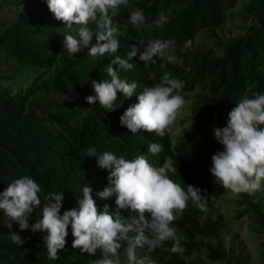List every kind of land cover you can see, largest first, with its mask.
Segmentation results:
<instances>
[{
  "label": "trees",
  "instance_id": "obj_1",
  "mask_svg": "<svg viewBox=\"0 0 264 264\" xmlns=\"http://www.w3.org/2000/svg\"><path fill=\"white\" fill-rule=\"evenodd\" d=\"M3 1L10 6L19 2L29 4L27 12L15 11L9 19L0 16V51L4 56L40 68L58 62L50 76L25 92L10 95L7 88L0 90V192L24 175L40 184L42 204L30 214V226L41 218L44 196L53 191L63 192L61 214L76 206L85 185L93 189L98 208L102 210L108 204L110 210H115V195L108 199L98 195L109 186V171L98 167L95 157H87L90 147L95 148L97 156L105 151L126 159L144 154L154 166H162L166 158H171L176 172H170V178L185 190L187 185L200 188L209 204L210 181L214 178L210 172L212 156L223 150L213 129L227 126L228 113L244 96L251 98L254 92L264 94V0H248L243 5L239 12L242 21L250 20L255 13L256 22L249 23L240 36L228 41L217 39L218 54H211L209 49L179 50L178 46L199 30H208L213 36V27L223 22V12L234 0H128V5L120 6L113 17L122 33L117 36L118 51L88 56L85 48L72 58L59 52L62 41L54 29H59L64 22L54 18L46 0ZM136 9L142 10L148 21L139 31L128 24L131 11ZM160 12H164L168 20L162 28H156L154 21ZM154 39L173 41L177 60L156 57V63L145 67L137 55L130 61L134 65L131 70H120L121 78L138 83L137 95L125 99L118 93L115 102L118 107L112 111L100 107L98 101L94 105L86 102L85 97L95 95L93 80H110L106 66L115 56L126 58L131 45L139 46L140 41H144L142 50ZM114 67L119 70L118 66ZM165 73L183 82L179 94L184 99L188 98L185 92L197 89L192 96L190 113L185 118L189 124L171 146L168 133L164 137L143 130L132 134L120 123L123 112L138 102L140 91L145 86H154ZM34 89L57 93L58 97L40 100L35 92L27 95ZM25 103L29 105L26 110ZM44 119L53 123L56 130L44 127ZM151 143L161 144L162 151L155 156L148 153ZM253 209L260 211L262 207L254 206ZM204 213L205 210L197 209L190 200L187 209L171 226L186 238L181 241L186 249L184 255L190 257L204 246L208 262L223 260L219 242L202 244L194 239L195 236L214 238L219 234L221 216L206 218ZM122 214L127 217L131 212L122 210ZM7 223L0 210V264H93L101 254L98 250L96 256H91L72 248L69 226L65 249L58 252V259H50L43 243L46 233H33L30 228L20 230L15 222L9 229ZM13 232H18L25 240L22 245L11 241ZM171 244L172 241H167L165 247L170 248ZM151 258L156 264H189L178 254L165 251L164 247L153 251ZM121 260L126 264L123 253Z\"/></svg>",
  "mask_w": 264,
  "mask_h": 264
},
{
  "label": "clouds",
  "instance_id": "obj_2",
  "mask_svg": "<svg viewBox=\"0 0 264 264\" xmlns=\"http://www.w3.org/2000/svg\"><path fill=\"white\" fill-rule=\"evenodd\" d=\"M46 3L54 18L66 25L63 43L71 55L82 48L88 49V56L118 51L117 36L122 33L113 17L120 6L128 5V0H46ZM167 20L165 13L160 12L154 25L162 28ZM147 23L142 10L131 11L128 24L139 31ZM173 43L149 40L142 50L144 41H140L139 46L131 45L126 58L117 55L106 66L110 80L91 82L95 95L85 97L86 102L94 105L98 101L100 107L115 110L118 93L131 98L138 89L136 81L121 78L120 70H131L134 65L130 61L137 55L145 67L156 63V57L164 59ZM183 87V82L173 78L171 73L163 74L154 86H145L140 91L138 102L121 115V125L132 134L143 130L164 137L172 131L186 103L179 94ZM213 131L223 145V150L212 156L210 172L215 182L237 195H252L260 190L264 183V94L254 92L251 98L244 96L228 113L227 126L215 127ZM161 151L159 143L148 145V153L153 156ZM87 157H95L98 167L109 171V186L98 195L101 199L115 195L114 211L108 204L102 210L98 208L93 189L85 185L76 206L62 214L63 192L47 193L41 218L30 226V214L41 208V186L31 176L24 175L0 192V210L8 220L7 227L11 229L15 222L20 230L30 228L33 233H46L43 243L49 258L54 260L59 258L58 252L65 249L70 226L72 248L91 256L100 251L93 264H122L121 253L126 264H156L151 253L158 247L187 261L189 257L184 255L186 249L181 243L186 238L178 235L171 225L187 209L190 200L197 209H206L207 200L201 195L202 190L192 185H187L185 190L170 178L169 173L176 172L171 158H166L162 166H154L144 154L126 159L105 151L97 156L93 147L88 149ZM122 210H130L131 214L126 217ZM10 239L19 246L25 242L18 232H13ZM167 241H172L170 248L165 247Z\"/></svg>",
  "mask_w": 264,
  "mask_h": 264
},
{
  "label": "rangeland",
  "instance_id": "obj_3",
  "mask_svg": "<svg viewBox=\"0 0 264 264\" xmlns=\"http://www.w3.org/2000/svg\"><path fill=\"white\" fill-rule=\"evenodd\" d=\"M247 1L234 0L233 5L224 10V20L220 25L213 27V36L210 35V31L208 30H199L191 39L178 46L179 50L195 48L201 50L209 49L211 54H218L217 39L228 41L232 37L240 36L244 34L249 23L256 22L255 13L247 21H242L239 15V12ZM28 8L29 4L25 2H19L14 6H10L5 4L3 0H0V16L6 19H9L13 12H27ZM65 28L66 25L63 24L59 29H54V31L61 37L62 41L59 52L63 51L67 56L72 58L79 52H83L85 48L71 55L64 48V34L67 30ZM165 56L170 57L172 61L177 60L175 47L170 46L166 50ZM56 65H58L57 61H54L51 66L43 68L20 64L5 57L0 51V90L7 88L10 95L25 92L50 76L53 73V66ZM33 92L37 93V97L40 100H51L58 97L57 93L41 92L36 89L27 95ZM196 92L197 89H192L184 93L188 96L185 99L186 103L177 116L172 126V131L168 132L170 146L174 144L179 134L189 124V121L185 120V118L190 113L192 96ZM137 94L134 93L133 96ZM28 106V103H25V110ZM33 110L37 114H40L36 106H33ZM42 125L51 131L56 130L55 125L47 119L43 120ZM210 186V201L203 216L211 218L220 215L222 222L221 228L217 237L195 236L194 239L199 240L202 244L219 242L224 253V259L216 262H208L205 258L204 246H202L186 262L189 264H264V183H262L261 189L256 191L252 197L246 193L237 195L229 190L223 189L221 185L215 182L214 178L211 179ZM254 206H261L262 209L256 211L253 209Z\"/></svg>",
  "mask_w": 264,
  "mask_h": 264
}]
</instances>
